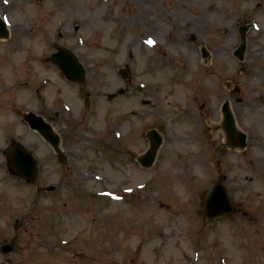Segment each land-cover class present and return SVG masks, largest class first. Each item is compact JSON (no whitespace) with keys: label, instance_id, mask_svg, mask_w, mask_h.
I'll use <instances>...</instances> for the list:
<instances>
[{"label":"rangeland","instance_id":"374dc122","mask_svg":"<svg viewBox=\"0 0 264 264\" xmlns=\"http://www.w3.org/2000/svg\"><path fill=\"white\" fill-rule=\"evenodd\" d=\"M238 4L0 0L11 27L0 40V264H264V131L239 154L204 130L220 101L234 98L223 80H237L240 68ZM203 45L208 66L187 52ZM60 46L86 66L81 94L49 61ZM59 106L63 117H51ZM27 111L52 120L62 159L22 123ZM154 128L164 143L144 168L138 159ZM16 141L40 163L32 182L8 167L4 151ZM218 182L236 212L211 222L205 204Z\"/></svg>","mask_w":264,"mask_h":264},{"label":"flooded vegetation","instance_id":"af4514ba","mask_svg":"<svg viewBox=\"0 0 264 264\" xmlns=\"http://www.w3.org/2000/svg\"><path fill=\"white\" fill-rule=\"evenodd\" d=\"M250 4V5H248ZM242 10L239 12L237 21L239 22L237 28V40L238 48L242 44V40L246 39V54L250 55L251 68L243 66L247 62H241L240 68L237 73V83L231 93L235 95L236 104L233 107L234 116L237 125L241 131L247 134V142L251 143V140L255 138L261 139L260 134L264 131V0H240ZM237 5V9L240 7ZM240 8V9H241ZM254 24L258 25L254 30ZM203 34L209 36V31L204 30ZM194 39V38H193ZM178 41L172 42L173 48L179 53L178 56L183 55L182 49H179ZM181 43V47H182ZM205 45L200 46H188L187 52L193 53V55L199 57H205V66L209 65L210 58L212 57L211 50ZM214 50V47L212 51ZM221 48L215 49V54H219ZM187 53V54H188ZM187 57V56H186ZM172 58H174L172 56ZM224 88H227L226 80H223ZM69 85H73L69 82ZM250 87L251 95H247L246 87ZM235 93V94H234ZM209 101V96L204 94ZM226 98L222 99L217 106L218 119L214 121L217 126L212 127L210 124L207 125L206 129L210 134L219 132L222 136L228 137V143L239 145L241 142L239 131L231 132L226 121V117L223 111V105ZM248 103V105H244ZM208 107V104L201 103V108ZM62 116L57 110L51 114L53 118H59ZM197 130H200L203 126L202 122H196L194 126ZM237 130V129H236ZM223 146V145H222Z\"/></svg>","mask_w":264,"mask_h":264},{"label":"water","instance_id":"95a60500","mask_svg":"<svg viewBox=\"0 0 264 264\" xmlns=\"http://www.w3.org/2000/svg\"><path fill=\"white\" fill-rule=\"evenodd\" d=\"M8 31L6 29L5 23L0 18V38H7ZM58 54L53 56L55 62H59V65L62 69L66 70L70 76H73V69L79 71L80 77L84 76V69L75 62V59L72 55L68 53L66 49L59 48ZM68 53V54H67ZM66 61L67 63H64ZM36 126L40 129L42 134L46 136L55 146L59 143V138L54 134L52 128L46 124L42 119H37ZM156 132H152L151 136L155 138V143L153 149L142 158L141 162L149 167L153 164L156 149L160 146L161 140L156 136ZM245 145V144H244ZM7 156L12 171L19 175L26 177L32 180L37 173V163L34 157L30 152L25 150L20 146V144L13 145L10 149L7 150ZM234 212V207L232 206L228 194L223 185H217L213 193L210 195L207 204H206V216L210 220H214L218 217L228 215ZM12 248L6 246L3 248V252H10Z\"/></svg>","mask_w":264,"mask_h":264}]
</instances>
